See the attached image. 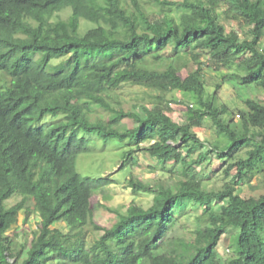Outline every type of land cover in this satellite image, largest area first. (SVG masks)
Here are the masks:
<instances>
[{"label": "trees", "instance_id": "trees-1", "mask_svg": "<svg viewBox=\"0 0 264 264\" xmlns=\"http://www.w3.org/2000/svg\"><path fill=\"white\" fill-rule=\"evenodd\" d=\"M263 40L264 0H0V264H221L229 229L236 247L223 264H264V190L240 192L256 179L264 189V100L247 99L242 109L219 101L225 80L264 93ZM182 53L198 65L187 76ZM201 55L218 71L242 72L222 74L211 94ZM126 85L156 95L126 110L115 97ZM174 91L191 97L176 103L183 123L166 115ZM48 115L63 119L44 123ZM206 122L216 141L199 136ZM81 132L130 140V153L173 164L172 181L131 173L127 188L153 194L152 205L133 203L112 227L98 225L92 198L113 181L77 170L90 152ZM214 157L226 181L208 188L197 167ZM32 212L37 229L18 250L10 233ZM190 219L192 237H183ZM89 227L99 234L91 244Z\"/></svg>", "mask_w": 264, "mask_h": 264}, {"label": "rangeland", "instance_id": "rangeland-1", "mask_svg": "<svg viewBox=\"0 0 264 264\" xmlns=\"http://www.w3.org/2000/svg\"><path fill=\"white\" fill-rule=\"evenodd\" d=\"M220 12L222 13V11ZM67 14L68 13H62L61 17L66 19ZM227 25L230 29L237 30L242 36H245V26L240 27L234 21L227 22ZM262 46L264 48V40ZM198 61L203 64V80L207 85L208 92L211 94L215 92L216 85L223 81L222 74L230 75L242 72L238 65L229 66L222 72L218 71L212 66V64H210L212 62L209 61L205 55H201L198 58ZM178 66L181 74L187 76L190 72L195 71L198 65L190 53H182L179 58ZM150 95H156V92L132 85H126L115 93L116 99L122 103L126 110L144 104L145 96ZM219 97L220 103H225L233 109H242L245 108L244 101L247 99L264 100V93L255 91L254 89L237 90L234 85L225 80V84H223L222 89L219 91ZM167 100L168 107L166 109V115L175 121L183 123L186 111L184 108L176 106V103L179 101H183L186 104L191 103L190 95L181 91H174L167 96ZM45 118L44 123L50 124L61 121L63 116L53 118L48 115ZM240 121V118L237 117L236 123L238 125H240ZM127 126L131 127L132 123L128 122ZM197 132L201 139H210L212 141L218 139L215 130L210 124H208V122H206L202 129H198ZM80 136L87 139L90 152L79 156L77 161V170L79 173L86 177L88 176L95 179L104 177L113 181L109 187L96 193L92 198V203L95 207L94 221L102 227H112L118 218L116 212H124L133 203H136L143 208H148L152 205L154 200L153 194L146 192L134 194L131 189L127 188V181L130 178L131 173L144 181L152 183L159 178H164L166 181H172L171 179L173 176H171V172L176 170V167L173 164L162 165L161 163L150 159L142 152L130 153L131 150L134 148L136 149V147L131 144L130 140L111 138L108 142H105L98 133L86 132H81ZM147 144L148 143H144L142 147H145ZM134 157L139 161L137 166L133 165ZM127 159L130 160V164L124 169H121L123 163ZM223 167L222 161L216 157L208 159L207 163L203 165H198L197 169L201 170L205 187L219 188L224 181H226L223 179ZM262 190H264L263 184H261L259 179H256L252 187L243 186L240 189V192L246 195L250 192L252 194H257L259 191L262 192ZM21 198V195L18 194L16 197L12 198L8 204L13 205L20 201ZM34 206V200L30 199L27 203V207H30V209L33 210ZM39 220L37 214L34 212L31 213L27 220H25V215L23 213L21 214L18 227L10 233V235L14 237L18 250L21 249V245L28 246L30 244ZM189 222V228L187 230L183 229L179 233L183 237H190L192 230L195 228L194 220L190 219ZM88 229L90 231L89 243L91 244L99 234L96 233L92 227H89ZM236 234L237 230L229 229L223 235L217 249L219 262L221 264L225 263L226 260L234 254L236 247ZM10 260L13 261L12 259ZM62 260L64 261V259ZM61 261L52 260L47 262V264H70L68 261H64V263Z\"/></svg>", "mask_w": 264, "mask_h": 264}]
</instances>
